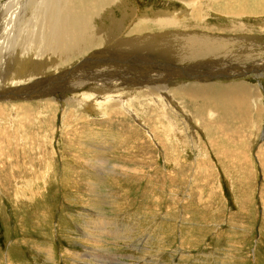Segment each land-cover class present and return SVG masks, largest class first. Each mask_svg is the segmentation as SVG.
Returning <instances> with one entry per match:
<instances>
[{
    "label": "rangeland",
    "instance_id": "1",
    "mask_svg": "<svg viewBox=\"0 0 264 264\" xmlns=\"http://www.w3.org/2000/svg\"><path fill=\"white\" fill-rule=\"evenodd\" d=\"M123 2L125 32L146 25L162 47L195 34L226 46L210 61L166 49L144 78L159 82L123 100L106 87L135 86L127 77L108 83L125 47L103 43L67 68L30 76L38 93L51 85L57 107L9 93L19 89L4 85L14 63L0 62V264H264V76L249 61L264 60V11L241 12L230 0ZM161 13L177 22L160 26ZM10 21L0 48L19 39L22 52L32 25ZM211 70L228 77L200 78ZM229 77L258 89L241 110L171 90Z\"/></svg>",
    "mask_w": 264,
    "mask_h": 264
},
{
    "label": "bare ground",
    "instance_id": "2",
    "mask_svg": "<svg viewBox=\"0 0 264 264\" xmlns=\"http://www.w3.org/2000/svg\"><path fill=\"white\" fill-rule=\"evenodd\" d=\"M2 1L3 0H0V17H8V19L4 18L1 20L0 35L5 29L3 27H7V23L11 25L10 20H12V22L15 21V27H19L20 23V26H23L27 22H30V25H32L30 28L27 25L32 31L31 36L28 37L29 41L27 49H23V51L20 52V44L19 46L17 45L19 39L18 41L16 39L11 43L12 47L10 49H8L7 46L0 48V62L3 63L2 70L6 68V65H12V62L14 63V68L9 71L7 70L6 73V76L11 77V79H6L4 85L7 89L11 88V84L19 85V89L7 91L18 95V97L19 95L28 94L27 97H22V99L28 97L45 98L48 99L46 101L48 105L52 104V106H54L53 104H58L60 97L51 95V85H48L43 93H38L41 86H29L30 76L42 74L46 72V69H52L54 72H57L61 68H67L72 65L76 59L82 57L88 50L93 47H100L101 45H104L103 43L108 46L120 45L121 43V45L125 47L122 63L118 71L113 74L112 78L108 79V83L128 78L134 81L135 86L129 87L128 85L119 86L120 84H109L106 87L107 94L113 93L111 89L118 91L121 90L122 94L118 98H123V100L125 99L124 95H126V97L132 96L133 89L138 92L146 93L148 90L147 83L152 82L153 84H156L159 82V79L156 78L154 80L153 78H150V81L145 80L144 78H146L151 72H154L149 68L155 67V61L157 59H161L163 55L166 57L168 56V53H164L166 49L169 52L171 49H175V52L173 53H177L180 57L187 60L196 61L204 59L205 61H210L217 55L220 48L226 46V42L223 40H212V38L207 39L206 37H200L195 34L189 37L176 38L174 40L176 43L172 44L171 41H167V38L165 37L167 41L166 46L162 47L155 39L156 35L147 32V27H144L146 25H137L138 27L133 30L125 32V21L126 19L129 20L131 13L125 14L126 2H123L121 5V0H9L8 3L7 1L2 3ZM230 1L231 7L240 10L241 12L257 14L264 11V0ZM222 8L226 9L227 6L223 5ZM117 10L121 13L120 18H117L114 15ZM20 13L26 21L22 22L20 19ZM161 15L162 13L158 16L160 26H171L169 24L177 22V19L175 20L173 17V19L170 17L169 20H166ZM106 20H111V25L106 24ZM138 20L140 23L148 21L147 16H144V14H141ZM10 25L9 27L13 24ZM25 28L28 30L26 26ZM16 30H18V28ZM36 31L38 37H36ZM122 35L124 38L121 39L122 42H119L118 39L121 38ZM18 36L20 35H17V37ZM41 38H43V40H41ZM1 39L2 38L0 37V40ZM1 45L2 44L0 43V46ZM1 54L3 55V58L1 57ZM249 61L256 69L255 73L257 76H264V66L263 68H259L260 63L264 64V60L255 59ZM216 69L218 73L226 72V68L224 69V66H222L221 63ZM131 72L141 74H134L132 78H129ZM195 72L196 64H192L188 67V74L190 76H193ZM215 72V70H211L200 72L198 74L203 80L207 78V74H210L211 78L228 77L226 75L214 74ZM172 73L173 78L175 70H173ZM229 78L233 81L227 83H214L215 81L204 83L191 82L188 85L181 87L172 86L171 90L175 92L176 95H180L179 92H181L185 98L194 101L193 103L198 105L202 103L211 104L215 105L212 107L217 108L218 105L224 104L226 108H232L231 110H241L242 107L245 108L249 105L251 96L255 95L258 89L256 86L249 84L250 82L246 83V81H238V79L234 77ZM31 79H33V77ZM73 82H77V80H74ZM169 82H172V80H169ZM69 83L71 82H64V84L67 85ZM167 89L169 88L167 87ZM15 91L17 92L15 93ZM118 94H120V91ZM151 94L153 95V92H151ZM1 97L5 96L2 95L0 98ZM61 99L69 105H74L73 101L66 96ZM99 103L101 104V101ZM57 106L58 105L54 107Z\"/></svg>",
    "mask_w": 264,
    "mask_h": 264
}]
</instances>
